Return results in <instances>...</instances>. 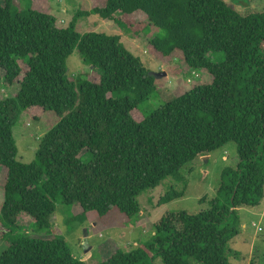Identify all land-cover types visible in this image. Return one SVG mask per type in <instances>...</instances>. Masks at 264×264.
<instances>
[{
  "label": "trees",
  "instance_id": "1",
  "mask_svg": "<svg viewBox=\"0 0 264 264\" xmlns=\"http://www.w3.org/2000/svg\"><path fill=\"white\" fill-rule=\"evenodd\" d=\"M17 1L0 0V79L18 86L0 99V224L2 236L13 235L0 264H86L54 234L50 216L58 199L78 206L80 218L112 207L134 216L138 194L168 176L186 180L184 165L235 142L237 167L223 170L208 209L166 212L144 247H118L98 263L155 264L159 257L163 264H230L238 207L259 205L264 196V11L243 14L225 0H89L88 9L59 27L49 0H27L25 9ZM90 14L164 31L148 41L147 52L164 62L177 58L184 74L201 70L210 81L191 83L150 114L140 113L139 104L156 90L154 76L117 35L80 34L75 23ZM75 49L98 71L92 79L67 75ZM213 52L224 58L213 61ZM30 109L36 116L54 111L58 122L39 138L35 159L23 163L12 128ZM184 191L172 188L157 203ZM21 214L50 236L21 233Z\"/></svg>",
  "mask_w": 264,
  "mask_h": 264
},
{
  "label": "rangeland",
  "instance_id": "2",
  "mask_svg": "<svg viewBox=\"0 0 264 264\" xmlns=\"http://www.w3.org/2000/svg\"><path fill=\"white\" fill-rule=\"evenodd\" d=\"M51 13L56 17V25L66 27L78 9H88L89 0H49ZM236 10L247 14L264 11V0H225ZM20 9L27 8V0H18ZM142 14H135L137 20H142ZM75 29L83 34L86 31L105 32L115 34L119 42L132 54L139 57L143 65L155 78L156 90L150 98L139 104L142 114H150L168 101L176 93L188 90L193 84H204L210 81L209 76L201 70L184 74L182 63L177 58L169 62L156 59L147 52L148 41L155 35L165 32L151 25L121 27L111 20L104 19L97 14L79 17ZM215 62L224 58L223 52L210 54ZM66 73L70 79L79 82L86 76L90 79L98 73L81 59L75 49L66 60ZM162 73V74H160ZM18 86L9 85L0 79V99L13 96ZM41 111V110H40ZM58 122L54 111H46L35 115L30 109L22 111L12 128L17 146L16 159L23 163H30L36 157L39 138ZM239 162L237 144L228 142L223 147L207 154L198 155L194 160L181 169L184 181L173 176L166 177L156 187L138 194L137 201L140 211L134 216H127L116 207H112L106 214L88 213L78 216L82 211L78 206L68 205L58 199L56 208L50 216L54 226V234L62 237L72 254L86 264H98L120 247L130 251L144 247L154 234V223L166 212L188 211L199 212L209 207V200L215 197L221 182V175L225 168L237 167ZM3 171L0 166V208L3 203ZM172 188H185L184 195L169 202L158 204V200ZM204 198V200H201ZM239 233L228 243L227 258L230 264H250L252 262L264 264V196L259 205L238 207ZM18 223L25 228L21 233L32 236H50L46 232L35 228L30 216L21 214ZM88 235L84 236V230ZM0 224V252L5 249L13 235L2 236L4 232ZM52 235V234H51ZM155 264H163L159 257Z\"/></svg>",
  "mask_w": 264,
  "mask_h": 264
},
{
  "label": "water",
  "instance_id": "3",
  "mask_svg": "<svg viewBox=\"0 0 264 264\" xmlns=\"http://www.w3.org/2000/svg\"><path fill=\"white\" fill-rule=\"evenodd\" d=\"M160 74H162V73H160ZM88 235V231L85 229L84 230V236H87Z\"/></svg>",
  "mask_w": 264,
  "mask_h": 264
}]
</instances>
